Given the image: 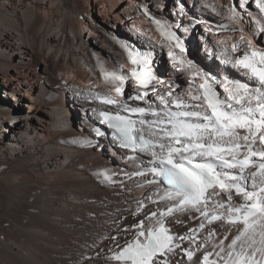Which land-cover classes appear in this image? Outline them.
Wrapping results in <instances>:
<instances>
[{
	"label": "bare ground",
	"instance_id": "bare-ground-1",
	"mask_svg": "<svg viewBox=\"0 0 264 264\" xmlns=\"http://www.w3.org/2000/svg\"><path fill=\"white\" fill-rule=\"evenodd\" d=\"M250 1L245 0L244 12L239 14L229 0L232 10L244 19L240 20L243 24H233L220 0H0V83L8 80L4 90L11 92L0 100V264H87L103 247L102 235L122 219L115 209L128 211L127 220L135 222L130 213L141 202L139 198L95 188L92 174L104 166L107 153H71L51 140L61 134L68 136L64 129L75 133L76 126L84 121L86 112H82L83 117L78 115L82 106L72 92L88 88L90 95L99 90L124 99L136 90V83L129 78L122 85L123 94H118L104 75H130L123 51L128 45L154 53L155 63L164 71L149 90L183 88L186 69L171 76L166 43L160 42L140 6L167 16L172 25L182 24L178 32L188 50L217 68L225 45L237 44L244 49L251 41L250 37L239 39L245 34L243 30L259 47L264 45L256 31L257 10ZM139 21H146L143 32ZM210 49L212 55L207 54ZM227 66V71L236 75L232 62ZM43 80L47 82L42 84ZM247 82L258 86L254 79ZM51 83L68 93L67 106L58 103L50 109L36 108L25 113L19 125L5 122L8 106L16 101L29 103ZM3 166L7 169L1 170ZM220 200L229 201L227 194ZM231 201L242 199L233 194ZM200 225L196 211L172 215L169 230L177 235L195 228L192 233L196 239L175 244L162 264H199L203 254L215 264L227 258L229 245L242 225L219 222L207 229L197 228ZM259 233L257 226V243L246 249L249 254L260 246ZM189 252L193 253L191 260ZM260 257L257 252L255 258L260 261Z\"/></svg>",
	"mask_w": 264,
	"mask_h": 264
},
{
	"label": "snow or ice",
	"instance_id": "snow-or-ice-1",
	"mask_svg": "<svg viewBox=\"0 0 264 264\" xmlns=\"http://www.w3.org/2000/svg\"><path fill=\"white\" fill-rule=\"evenodd\" d=\"M255 4L264 14V0H255ZM156 23L161 34L183 51L175 33L165 31L159 21ZM260 31L264 32V27ZM232 51H239V48L233 45ZM129 60L133 66L130 75L105 72V80L114 85L116 93L122 95V85L131 78L138 88L143 89L134 99L145 100L149 95L147 89L157 79L151 71L150 58L129 52ZM233 66L246 70L258 86L250 88L240 81L228 82L231 87L225 84L226 96L221 99L213 87L217 83L215 80L207 74H194V79L198 76L203 79L197 90L201 94L191 96V100L197 103L174 97L172 91L157 96L163 107L156 109L151 104L148 108L129 107L112 97L103 96L100 97L102 103L121 105L123 111L130 115L102 111L100 116L117 131L124 147L150 152L153 156L156 166L150 171L168 186L161 199L176 201L175 208L168 207L166 212L160 213L161 217L171 215L174 210L196 207L222 193H227L229 201L233 199V194L240 197L243 203L227 209V222L242 225V230L229 245L231 251L227 253L225 264H261L255 255L258 252L264 258V51L252 49L248 44ZM133 115L140 119H131ZM148 115L154 119H144ZM254 145L257 147L254 148ZM242 147L247 148V153L240 159L239 150ZM156 148H159L158 152ZM255 158H258V163ZM252 167L257 170L250 173L253 178L251 191L243 182L242 175L228 171L238 169L243 173ZM204 215L207 216V213ZM152 216H157V213H152ZM221 218L220 215L211 216V220ZM157 225L145 231L141 222L133 242L112 259L123 264H154L158 254L172 251L173 237L161 220H157ZM257 226L261 228V247L249 254L246 249L257 243L254 239ZM187 255L191 260L193 253ZM204 264L215 262H209L208 256H205Z\"/></svg>",
	"mask_w": 264,
	"mask_h": 264
},
{
	"label": "rangeland",
	"instance_id": "rangeland-1",
	"mask_svg": "<svg viewBox=\"0 0 264 264\" xmlns=\"http://www.w3.org/2000/svg\"><path fill=\"white\" fill-rule=\"evenodd\" d=\"M237 1V2H236ZM241 0H233V4H234V7H235V9H236V11L239 13V14H242L244 11L242 10V5L244 6V4L243 3H245V0H243V1H241ZM235 2V3H234ZM252 1H250L249 3H250V5L252 4L251 3ZM184 3L186 4V5H188L187 4V2L186 1H184ZM238 3H239V5H238ZM241 7V8H240ZM242 10V11H241ZM248 13L250 14L251 12L250 11H248ZM244 17H245V15H244ZM245 18H247V17H245ZM99 20H101V18H99ZM138 24H140V21L138 22ZM120 26H121V29L123 30L124 28H123V26H122V24L120 23ZM124 31V30H123ZM119 34H121L120 32H118ZM78 115L80 116V117H83V115H82V112H81V110L78 112ZM21 116V115H20ZM77 127V126H76ZM209 236V235H208ZM209 237H211V236H209ZM196 239V238H195ZM195 239H192L193 241L195 240ZM198 243H200V242H198Z\"/></svg>",
	"mask_w": 264,
	"mask_h": 264
}]
</instances>
